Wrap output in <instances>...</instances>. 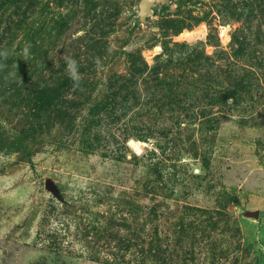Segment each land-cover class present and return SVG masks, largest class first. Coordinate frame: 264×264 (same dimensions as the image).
I'll return each mask as SVG.
<instances>
[{"label": "rangeland", "instance_id": "374dc122", "mask_svg": "<svg viewBox=\"0 0 264 264\" xmlns=\"http://www.w3.org/2000/svg\"><path fill=\"white\" fill-rule=\"evenodd\" d=\"M138 1L0 0V264H264V0Z\"/></svg>", "mask_w": 264, "mask_h": 264}, {"label": "water", "instance_id": "95a60500", "mask_svg": "<svg viewBox=\"0 0 264 264\" xmlns=\"http://www.w3.org/2000/svg\"><path fill=\"white\" fill-rule=\"evenodd\" d=\"M171 0H139L137 4V22L147 23V17L152 15L153 8L169 3ZM130 144H136L134 140L129 141Z\"/></svg>", "mask_w": 264, "mask_h": 264}, {"label": "clouds", "instance_id": "9594fccd", "mask_svg": "<svg viewBox=\"0 0 264 264\" xmlns=\"http://www.w3.org/2000/svg\"><path fill=\"white\" fill-rule=\"evenodd\" d=\"M68 67H69V71H70L71 78L73 80H77L78 79V75H77V72H76L75 62L72 61V60H69L68 61Z\"/></svg>", "mask_w": 264, "mask_h": 264}, {"label": "trees", "instance_id": "16d2710c", "mask_svg": "<svg viewBox=\"0 0 264 264\" xmlns=\"http://www.w3.org/2000/svg\"><path fill=\"white\" fill-rule=\"evenodd\" d=\"M33 35V37H31ZM29 35V33H25V36L28 38L29 43H34V34Z\"/></svg>", "mask_w": 264, "mask_h": 264}]
</instances>
